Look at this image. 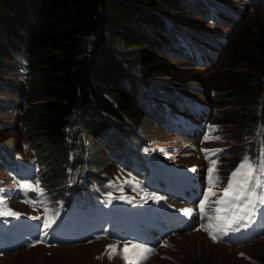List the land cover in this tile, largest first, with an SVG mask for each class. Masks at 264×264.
I'll return each mask as SVG.
<instances>
[{
    "label": "trees",
    "instance_id": "16d2710c",
    "mask_svg": "<svg viewBox=\"0 0 264 264\" xmlns=\"http://www.w3.org/2000/svg\"><path fill=\"white\" fill-rule=\"evenodd\" d=\"M241 1L245 11L264 7V0ZM194 14L221 26L243 16L226 0H0V168L7 167L4 152H13L4 132L14 129L44 168L53 198L65 197L74 176V194H80L109 159L128 163L132 156L143 169L151 124L171 123L162 102L173 106L172 114L185 96L159 82V66L169 56L213 66L223 45L229 46L228 76L240 85L212 99L239 102L219 112L239 121L224 137L235 143L231 154L254 158L264 146V31L241 45L249 32L241 28L230 44L222 35L183 26ZM248 76L254 83L242 82ZM13 107L24 123H5Z\"/></svg>",
    "mask_w": 264,
    "mask_h": 264
},
{
    "label": "rangeland",
    "instance_id": "374dc122",
    "mask_svg": "<svg viewBox=\"0 0 264 264\" xmlns=\"http://www.w3.org/2000/svg\"><path fill=\"white\" fill-rule=\"evenodd\" d=\"M226 2L232 8L238 7L243 15L240 18H234V22H230V25H208L207 19L194 14L191 18L194 22L191 19L187 20L183 23V26L214 32L217 37L222 35L228 41L231 40L230 44L239 38L240 29L244 28L249 32L243 39L241 38V45L248 40L249 35H252L254 31H264V7L245 11L239 6L242 3L241 0H226ZM225 46L223 45L219 49L221 55L213 66L205 62H200L197 66H194L182 57L169 56L166 57V62L159 66L162 71L156 74V78L163 86H169L167 89L177 90L185 96L198 100L196 102L199 113L191 120L192 123L197 124L198 134L188 135L192 128L190 126L184 127L181 134H172L153 123L150 126L151 132L149 133L152 137L148 138L151 144L147 150L167 161L169 166L170 164L175 165V168L177 167L180 171L191 174L190 177L196 188L188 193V197L178 199L173 196L174 190L179 188L184 190L185 178L184 181L176 178L171 187L170 185H164V181L160 179H151L146 174L140 177L137 170L129 169L138 166L126 168L118 165L116 160L111 161L109 159L106 163L109 164L108 166L100 167L102 168L101 173H99L100 178L95 177V175L88 177V181L93 183V187L95 185L102 187L114 199H116V184L128 186L130 192L138 194L139 188L134 182L141 180L146 201L149 200L152 204L158 201L152 198V194L159 196L158 187L163 185L161 194L163 207L161 210L146 202L116 200V204L118 203L122 209L130 204L136 214L139 210L141 212L147 210L148 213L150 210H155L153 218L158 220L169 214V217L174 221L161 222V225L164 226L163 230L166 231L164 235L160 233L158 224L149 226L148 230L142 229L144 231L141 236L133 233L136 230L131 227L122 236H116L113 239L107 236H98L96 232L85 236L82 232L63 230L58 220L64 215V213H59V204L64 201L62 200L64 197L53 198V194L46 191L45 175L43 176V171L40 170L41 165L34 161L35 155L28 148L27 140L18 131L9 129L4 132L5 137H7L5 142L10 144L9 147L13 145L11 147L13 152L10 154L7 151L4 152L8 161V171H6V168H0V183L4 184V188L7 185V187L15 188L16 179L35 183L39 181V188L43 189L46 195L43 198L38 193L22 191L19 187L25 197L24 195L21 198L7 196L0 199L4 202L1 205V211L11 209L13 212L19 213L16 216H7L8 220L1 221V224L13 234H23L21 239H17V237L15 239L18 242L17 248L5 251L0 255V264H127L120 250L123 249L125 244L130 246L133 243L142 244L152 249L151 253L147 254L148 258L141 260L139 264H264V219H262L264 217V205H259L254 218L250 223H247L246 227H240L238 231H229L221 237V239H226L225 241H221L220 238L214 241L208 234L211 230L208 228V224L211 223L215 227L218 223L215 219L209 220V217L216 216L213 209L217 205L214 201L219 198V194L226 185L227 178L232 170L245 156H248L246 154L239 156L238 153L231 154L230 150L235 143L224 137L232 131L229 128L238 127L239 121L234 119V113H231V116L219 115L221 110H228L227 107L238 108L239 102L233 103L231 98L224 102L220 99L219 101L212 99V96L216 93L228 90L234 91L240 85L239 81L232 80L228 76L230 70L225 66L226 55L224 54H228L229 46ZM238 68L251 70L244 65H240ZM261 77L264 79V73ZM12 80L14 79L12 78ZM247 81L249 84L254 83V77L248 76L242 80L244 83ZM230 86L233 88H229ZM159 94L157 100L162 102L164 98L161 96V91ZM8 96L10 95H2L1 97L8 98ZM11 96L16 102H22L14 95ZM9 116L5 123L14 121L24 123V119L19 116V111H16L15 108L11 110ZM225 119H234L233 121L236 122L227 124ZM247 119L248 117L244 121ZM257 135H260V132ZM216 137H219V139H216ZM100 143L103 145L104 139L99 140ZM229 147H231L230 150ZM203 149L213 151L205 153L202 151ZM259 149L260 151L255 157L259 159L258 165H264V161H261L264 146H260ZM213 152H215V155H213ZM102 159L101 164L105 163L107 156L105 155ZM212 159H217V171L212 174L213 179L219 176L220 180L213 187V191L217 195L208 197L206 203L207 216H202L199 203L210 187L208 168L212 166L210 163ZM250 160L254 162L253 159ZM261 170H264V168ZM89 189H91V186H89ZM184 192L186 191L184 190ZM192 193H196L194 198L191 197ZM127 195L128 193L125 192V196ZM184 208L193 209L192 214L186 215L181 211ZM22 215L24 216L22 217ZM129 215L134 217V213H129ZM35 217H39V219ZM46 222H51V226L45 228ZM182 224L185 225L184 228L179 227ZM196 232H201V237H198ZM257 232H260V234L252 237ZM124 236L125 239H121ZM229 236L234 237L235 240L237 239L236 244L235 240L232 241V238L228 239ZM207 237H209L210 245L201 244ZM39 240H43V243H37ZM107 245H115L117 251L113 253L111 249L106 248ZM110 255L111 258H109Z\"/></svg>",
    "mask_w": 264,
    "mask_h": 264
},
{
    "label": "snow or ice",
    "instance_id": "6c2138e0",
    "mask_svg": "<svg viewBox=\"0 0 264 264\" xmlns=\"http://www.w3.org/2000/svg\"><path fill=\"white\" fill-rule=\"evenodd\" d=\"M219 139V137H216ZM205 153L213 150L203 149ZM222 151V150H215ZM215 155V152H213ZM207 158V156H206ZM211 167L208 168V180L210 187L206 190L204 198L200 200L199 210L202 216H207L206 203L209 196H216L217 193L213 191L215 183L220 180L219 176L213 179L212 174L217 171V159L210 161ZM264 165H258L245 156L234 170L229 174L227 183L219 194V198L214 201L217 205L213 209L216 213L215 217H209V220L215 219L218 223L214 227L211 223L208 228L211 229L208 234L214 241L225 236L229 231H238L240 227H246L254 218L256 209L259 205H264ZM22 191H37L42 194L43 189L39 188V181L35 185L28 182H21L18 185ZM259 189V191H258ZM122 198V197H121ZM152 198L156 200L163 199V197L152 194ZM4 202L0 201V205ZM186 215H191L193 209H181ZM0 215L16 216L19 213L13 212L11 209L0 211ZM39 219V217H35ZM51 222L45 223V228L50 227ZM43 243V240L37 241ZM107 249H111L113 253L117 251L115 245H107ZM123 258L127 264H139L141 260L148 258L147 254L151 253L152 249L147 248L142 244H125L120 250ZM111 258V255L109 256Z\"/></svg>",
    "mask_w": 264,
    "mask_h": 264
},
{
    "label": "bare ground",
    "instance_id": "6f19581e",
    "mask_svg": "<svg viewBox=\"0 0 264 264\" xmlns=\"http://www.w3.org/2000/svg\"><path fill=\"white\" fill-rule=\"evenodd\" d=\"M193 163H196V162H193ZM195 166H196V165H195ZM191 168H192V167H191ZM192 169H193V168H192ZM196 235H197L198 237H201L202 233H201V232H196ZM205 237H206V236H205ZM208 238H209V237H207L206 240L202 241L201 244L204 243L205 245H210V242H209L210 240H208ZM212 240H213V239H212ZM260 240H261V239H260ZM193 243H198V242H193ZM261 243H262V242H261ZM215 246H216V245H215ZM262 246H263V245H262ZM201 247H202V246H201ZM204 247H205V246H204ZM204 247H203V248H204ZM207 247H208V246H207ZM208 248H209V247H208ZM219 248H221V247H219ZM102 249H103V248H102ZM218 250H219V249H218ZM199 255H200V254H199ZM120 261H122V260H120ZM123 262H124V261H123Z\"/></svg>",
    "mask_w": 264,
    "mask_h": 264
}]
</instances>
